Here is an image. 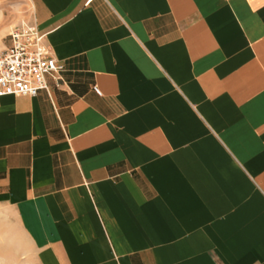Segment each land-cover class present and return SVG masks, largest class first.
<instances>
[{"label": "crops", "instance_id": "crops-1", "mask_svg": "<svg viewBox=\"0 0 264 264\" xmlns=\"http://www.w3.org/2000/svg\"><path fill=\"white\" fill-rule=\"evenodd\" d=\"M24 20L64 71L0 98L19 253L264 264V0H0V53Z\"/></svg>", "mask_w": 264, "mask_h": 264}, {"label": "built area", "instance_id": "built-area-1", "mask_svg": "<svg viewBox=\"0 0 264 264\" xmlns=\"http://www.w3.org/2000/svg\"><path fill=\"white\" fill-rule=\"evenodd\" d=\"M9 37L10 47L0 53V98L50 93L48 80L52 78L59 84L64 65L47 46L46 34L37 24L24 20L10 27ZM94 91L102 96L98 87Z\"/></svg>", "mask_w": 264, "mask_h": 264}, {"label": "rangeland", "instance_id": "rangeland-1", "mask_svg": "<svg viewBox=\"0 0 264 264\" xmlns=\"http://www.w3.org/2000/svg\"><path fill=\"white\" fill-rule=\"evenodd\" d=\"M7 233L8 226L0 214V264H35L33 258L19 253Z\"/></svg>", "mask_w": 264, "mask_h": 264}]
</instances>
